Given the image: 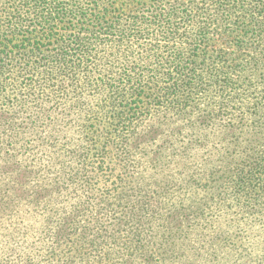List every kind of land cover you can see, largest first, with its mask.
<instances>
[{
  "label": "trees",
  "instance_id": "obj_1",
  "mask_svg": "<svg viewBox=\"0 0 264 264\" xmlns=\"http://www.w3.org/2000/svg\"><path fill=\"white\" fill-rule=\"evenodd\" d=\"M239 24L264 0H0V264H264V95L203 78Z\"/></svg>",
  "mask_w": 264,
  "mask_h": 264
},
{
  "label": "rangeland",
  "instance_id": "obj_2",
  "mask_svg": "<svg viewBox=\"0 0 264 264\" xmlns=\"http://www.w3.org/2000/svg\"><path fill=\"white\" fill-rule=\"evenodd\" d=\"M230 28L231 30L222 29L221 32H218L210 39L207 46H201V50H203V52H206V54L208 55L206 57L205 63L209 68L205 75H203V78L205 80H208L207 74L217 73L221 69L228 71L227 77L230 80H233V84H230V89L223 94H234L236 92L235 94H238L237 96H227L226 98H228L229 100L230 97L240 98L235 102L229 101V104L239 105L242 103V101L248 102L249 100L254 98L257 93H259V96L264 95V44H261V46L255 48V45L257 44L251 40L250 34H244L245 30H247L248 28V26H246L245 24H239L237 26L233 25ZM152 44V41L146 42L145 46H151ZM158 45H160V51L165 49L164 46H168H163L162 41L159 42ZM187 60L188 58L186 56L183 57V62ZM195 62H200V58L197 57L195 59ZM156 65L161 67L162 63ZM231 88H236V90H231ZM212 93L216 96L209 97V104H212L214 102V104L217 103L218 105V103L223 102V100L220 99L221 97L217 93V90H214ZM236 110L238 112L240 111V109ZM261 110H264V108L262 107ZM232 117L238 118L240 117V115L238 113H233ZM253 120L255 122L257 121V118H252L249 121ZM91 122L93 124V126L91 127V136L93 137V139L91 138V141V139H89L90 137L87 136L88 144L90 146H97L101 139L102 141L104 140L103 137L108 136L107 134L113 133L111 132L113 127H111V122H107L106 120L100 119L97 116L93 118ZM113 135L114 133L111 136L113 137ZM93 140L97 143L94 144ZM99 187H101V182L96 185V188ZM255 189L259 190L260 192L263 191L264 193V187L262 186H256ZM169 210V205L163 208V212ZM60 250L61 248L56 250L57 253L60 254V256H63V254L67 252L66 249H62V251Z\"/></svg>",
  "mask_w": 264,
  "mask_h": 264
}]
</instances>
